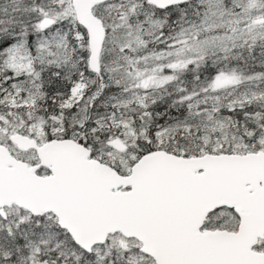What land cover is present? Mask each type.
<instances>
[{
	"label": "snow or ice",
	"instance_id": "snow-or-ice-1",
	"mask_svg": "<svg viewBox=\"0 0 264 264\" xmlns=\"http://www.w3.org/2000/svg\"><path fill=\"white\" fill-rule=\"evenodd\" d=\"M0 264H264V0H0Z\"/></svg>",
	"mask_w": 264,
	"mask_h": 264
}]
</instances>
